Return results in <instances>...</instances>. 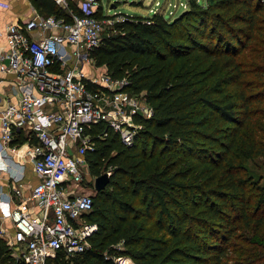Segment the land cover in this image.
<instances>
[{
	"label": "trees",
	"instance_id": "obj_1",
	"mask_svg": "<svg viewBox=\"0 0 264 264\" xmlns=\"http://www.w3.org/2000/svg\"><path fill=\"white\" fill-rule=\"evenodd\" d=\"M32 4L64 15L53 0ZM262 24L264 0H188L171 19L125 15L91 52L112 79L129 81L150 116L132 115L139 128L129 146L105 123L85 130L88 173L109 179L91 196L85 219L96 230L73 264H227L237 232L260 227L252 196L264 192L246 169L264 157L255 138L264 125L253 120L260 82L245 77L261 68L250 44ZM0 264H23L1 239Z\"/></svg>",
	"mask_w": 264,
	"mask_h": 264
},
{
	"label": "built area",
	"instance_id": "obj_2",
	"mask_svg": "<svg viewBox=\"0 0 264 264\" xmlns=\"http://www.w3.org/2000/svg\"><path fill=\"white\" fill-rule=\"evenodd\" d=\"M26 1L30 15L0 29V239L23 264H73L96 230L85 219L91 195L78 190L94 147L84 132L105 123L129 146L139 128L132 115L150 108L91 57L125 15H97L95 0L76 11L74 0H53L64 15H44Z\"/></svg>",
	"mask_w": 264,
	"mask_h": 264
},
{
	"label": "rangeland",
	"instance_id": "obj_3",
	"mask_svg": "<svg viewBox=\"0 0 264 264\" xmlns=\"http://www.w3.org/2000/svg\"><path fill=\"white\" fill-rule=\"evenodd\" d=\"M80 0L69 1V10L73 11L76 8V4ZM97 15L103 13L108 17L117 16L119 13L127 15L128 17H147L155 12L161 13L166 19H171L178 16L182 11L187 9L188 0H95ZM262 33L259 34L256 41L250 44V47L255 52V56L259 55L258 59L254 63L258 68L257 70H250L246 77L248 80L257 78L260 84L254 91L260 93V101L255 103L254 110L258 113L253 116L254 122L259 126L264 125V24L261 28ZM256 69V68H255ZM260 69L262 70L260 72ZM259 71V72H258ZM138 106L141 108H147V104L138 97ZM246 131L251 129L249 125H246ZM263 130V129H262ZM264 131V130H263ZM255 135V138H259L260 145H264V132ZM245 133V131H244ZM250 150V149H248ZM264 157L254 156L248 160L246 169L248 171L247 183H252L253 186L258 187L261 192H264ZM93 179L88 172L85 173L83 182L78 187L79 191L93 195L95 190L93 189ZM250 179V180H249ZM253 207L261 205L258 212L254 213L257 218L262 217L260 227H254L249 230L241 228L237 232V241L228 243V261L227 264H264V197L258 198V195L254 192L252 196ZM252 216L253 213H251ZM1 222V221H0ZM5 226V221H4ZM6 227V226H5ZM8 229V228H7ZM10 253V252H9ZM12 257V256H11ZM127 264L131 262L127 259ZM130 262V263H129ZM132 264V263H131Z\"/></svg>",
	"mask_w": 264,
	"mask_h": 264
},
{
	"label": "crops",
	"instance_id": "obj_4",
	"mask_svg": "<svg viewBox=\"0 0 264 264\" xmlns=\"http://www.w3.org/2000/svg\"><path fill=\"white\" fill-rule=\"evenodd\" d=\"M82 1V0H80ZM80 1L76 4L80 5ZM1 3L5 5V8H0V29L3 30L9 23L14 21H19L30 15L31 10L29 8V3L26 0H0ZM32 5V1H30ZM33 6V5H32ZM34 7V6H33ZM35 8V7H34ZM36 9V8H35ZM73 10V11H76ZM39 13H41L38 9H36ZM0 42L3 43V39H0ZM19 155H17L18 157ZM27 184L32 185L35 183L32 175L27 173L26 175ZM25 188V187H24ZM5 226L8 228V232H10V224L8 221H5Z\"/></svg>",
	"mask_w": 264,
	"mask_h": 264
},
{
	"label": "water",
	"instance_id": "obj_5",
	"mask_svg": "<svg viewBox=\"0 0 264 264\" xmlns=\"http://www.w3.org/2000/svg\"><path fill=\"white\" fill-rule=\"evenodd\" d=\"M109 179V174L102 173L101 175L94 177L93 179V189L99 191L105 187Z\"/></svg>",
	"mask_w": 264,
	"mask_h": 264
},
{
	"label": "bare ground",
	"instance_id": "obj_6",
	"mask_svg": "<svg viewBox=\"0 0 264 264\" xmlns=\"http://www.w3.org/2000/svg\"><path fill=\"white\" fill-rule=\"evenodd\" d=\"M16 155H19V153H18V154H16ZM124 262H128V261H127V259H125V261H124ZM129 263H130V262H129ZM130 264H131V263H130Z\"/></svg>",
	"mask_w": 264,
	"mask_h": 264
}]
</instances>
